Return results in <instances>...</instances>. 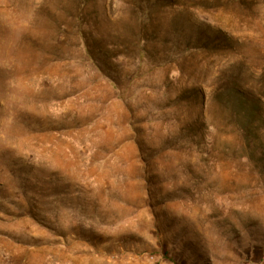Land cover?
Listing matches in <instances>:
<instances>
[{"label":"rangeland","instance_id":"rangeland-1","mask_svg":"<svg viewBox=\"0 0 264 264\" xmlns=\"http://www.w3.org/2000/svg\"><path fill=\"white\" fill-rule=\"evenodd\" d=\"M0 264H264V0H0Z\"/></svg>","mask_w":264,"mask_h":264}]
</instances>
